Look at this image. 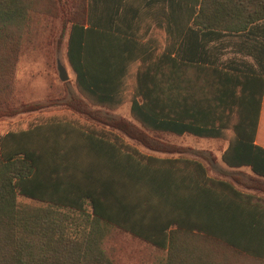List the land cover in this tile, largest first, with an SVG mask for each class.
Wrapping results in <instances>:
<instances>
[{"label": "trees", "instance_id": "obj_1", "mask_svg": "<svg viewBox=\"0 0 264 264\" xmlns=\"http://www.w3.org/2000/svg\"><path fill=\"white\" fill-rule=\"evenodd\" d=\"M124 1L0 0V120L45 107L12 108L16 68L62 13L66 57L90 104L115 110L131 103L132 118L148 131L227 141L223 163L264 179V149L254 143L264 67L244 73L197 66L187 49L179 60L163 54L153 62L112 21ZM198 1L200 6L182 7L192 32L236 34L264 19V0ZM173 3L168 0L169 9ZM107 10L110 22L97 16ZM187 23H180L181 32ZM189 67L207 82L184 95ZM170 78L179 85H160ZM79 112L101 126L38 115L26 129L0 134V264H119L108 248L115 233L165 252L151 264H219V244L240 252L264 240V198L211 177L199 160L142 153L117 131L152 149L175 148L124 120ZM238 182L264 191L254 179Z\"/></svg>", "mask_w": 264, "mask_h": 264}, {"label": "rangeland", "instance_id": "obj_2", "mask_svg": "<svg viewBox=\"0 0 264 264\" xmlns=\"http://www.w3.org/2000/svg\"><path fill=\"white\" fill-rule=\"evenodd\" d=\"M67 35L66 16L61 13L50 30L42 33L37 43L20 56L15 74V102H13L12 108L20 109L22 104L37 103L44 104L45 107L40 111H22L21 113L5 116L0 120V134L26 129L28 123L38 115L73 117L83 123L98 124L97 121L90 120L89 116L79 112L81 109L86 108L89 111L100 112L114 119L124 120L156 142L175 148L174 152L152 149L140 141L117 131L127 143L135 146L142 153L157 157H187L199 160L206 166L211 177L231 181L243 192L264 198V191L247 188L238 182L254 179L264 185L263 178L254 176L249 168H229L221 160V155L226 147L224 144L228 145L227 141L199 138L192 135L171 136L148 131L132 118L128 107L131 103H126L115 110L90 104L79 94L75 86V73L66 57ZM58 61L66 68L69 79L65 82H62L59 78ZM70 103L72 104L70 105ZM204 244L202 243V245ZM206 245L211 246V243ZM108 248L119 264H151L165 255V252H160L149 244L137 242L121 233H115L112 236L108 242ZM214 249L215 245H212L210 250L214 251ZM216 250L219 251V247Z\"/></svg>", "mask_w": 264, "mask_h": 264}, {"label": "crops", "instance_id": "obj_3", "mask_svg": "<svg viewBox=\"0 0 264 264\" xmlns=\"http://www.w3.org/2000/svg\"><path fill=\"white\" fill-rule=\"evenodd\" d=\"M246 2L247 0H236V4L239 5H244ZM199 4L200 1L196 4L194 0H186V2L175 0V3L171 4L173 8L169 9L168 0H125L117 16H113L112 10H107L106 13L98 12L97 16L105 22H110L113 16L112 21L120 24L119 32L139 42L140 47L145 49V55H152L153 62L161 59L163 54L179 60L178 53L187 49L188 53H195V59L189 62H194L197 66L216 65L228 72L230 70L244 73L260 71L262 66L264 67V19L256 21L247 30L236 34L225 31L192 32L191 23H187L184 12L186 9L182 7L200 6ZM107 5L114 6L112 1L107 2ZM180 23H187L183 32L179 30ZM139 64H141L140 60ZM189 69V73L184 76V82L181 83L186 89L184 95L190 94L196 88H202L207 82V78L201 77L195 68L189 67ZM160 85L172 88L179 84L170 78L161 79ZM172 96L173 93L170 92L169 97ZM128 107L131 112V104ZM162 134L178 136L172 133ZM185 135L190 134L182 136ZM254 143L264 149V94ZM224 145L226 149L228 145ZM228 246L227 243H221L219 251H214L217 254L214 255L215 259L219 264H263L264 262V240H256L250 248L251 251L241 250V253L236 250L232 252L233 247Z\"/></svg>", "mask_w": 264, "mask_h": 264}, {"label": "water", "instance_id": "obj_4", "mask_svg": "<svg viewBox=\"0 0 264 264\" xmlns=\"http://www.w3.org/2000/svg\"><path fill=\"white\" fill-rule=\"evenodd\" d=\"M58 73H59V78L62 82H65L69 79L66 68L58 61L57 65Z\"/></svg>", "mask_w": 264, "mask_h": 264}]
</instances>
